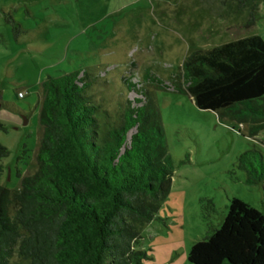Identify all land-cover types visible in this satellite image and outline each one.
<instances>
[{
  "label": "trees",
  "instance_id": "1",
  "mask_svg": "<svg viewBox=\"0 0 264 264\" xmlns=\"http://www.w3.org/2000/svg\"><path fill=\"white\" fill-rule=\"evenodd\" d=\"M234 1L244 6L259 0ZM140 74L121 77L125 93L134 97L119 102V117L107 127L97 117L100 105L88 94L95 79L85 70L43 79L36 170L17 172L16 190L0 184V264H10L16 246L30 264H143L145 251L135 247L139 227L153 219L174 172L151 86L189 93L198 108L220 111L238 123L252 120V134L264 127L259 36L193 50L168 82L149 66ZM7 155L0 144V176ZM237 166L248 181L264 180L259 150L241 153ZM226 208L220 226L192 243L188 261L264 264V202L259 210L234 197Z\"/></svg>",
  "mask_w": 264,
  "mask_h": 264
},
{
  "label": "rangeland",
  "instance_id": "2",
  "mask_svg": "<svg viewBox=\"0 0 264 264\" xmlns=\"http://www.w3.org/2000/svg\"><path fill=\"white\" fill-rule=\"evenodd\" d=\"M253 35L264 40V0H0V144L8 150L0 184L16 190L17 172L36 170L40 84L48 75L85 70L107 127L119 117V102L134 97L122 76H140L149 66L168 82L193 50ZM150 94L174 172L135 247L145 251L143 264H191L192 243L220 226L231 198L263 209L264 180L248 181L237 158L252 149L264 157V127L252 134V120L200 109L189 93L151 86ZM10 264L30 259L16 246Z\"/></svg>",
  "mask_w": 264,
  "mask_h": 264
},
{
  "label": "built area",
  "instance_id": "3",
  "mask_svg": "<svg viewBox=\"0 0 264 264\" xmlns=\"http://www.w3.org/2000/svg\"><path fill=\"white\" fill-rule=\"evenodd\" d=\"M19 97H24V94L22 92H18Z\"/></svg>",
  "mask_w": 264,
  "mask_h": 264
}]
</instances>
